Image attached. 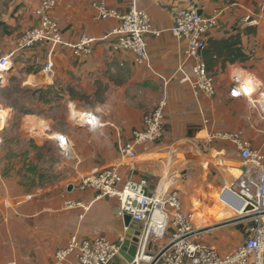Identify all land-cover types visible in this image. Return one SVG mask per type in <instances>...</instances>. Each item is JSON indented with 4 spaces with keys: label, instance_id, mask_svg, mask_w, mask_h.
Instances as JSON below:
<instances>
[{
    "label": "crops",
    "instance_id": "obj_1",
    "mask_svg": "<svg viewBox=\"0 0 264 264\" xmlns=\"http://www.w3.org/2000/svg\"><path fill=\"white\" fill-rule=\"evenodd\" d=\"M39 1L0 0V58L14 50L23 31L37 25ZM101 1L119 14L128 7V0H57L51 11L64 43L77 42L83 33L97 39L88 55L75 56L65 44H37L12 57L0 81V109L7 111L0 144V203L17 206L9 226L0 229V264H51L54 252L72 234L110 241L124 236L117 199L96 198L94 190L78 187L82 175L117 163L122 177L143 178L149 191L177 190L195 227L204 229L200 239L219 253L233 250L255 222L231 220L232 212L218 200L221 187L243 167L233 144L216 135L243 131L252 146L264 142V117L245 99L229 97L230 78L238 71L264 91V0H139L160 30L159 35L145 36L151 69L136 63L130 51L112 48L107 35L119 21L99 18L92 3ZM189 6L205 16L219 12L203 51L215 80L211 97L174 76L183 43L169 28L176 10ZM49 56L51 76L41 69ZM185 69L190 72V64ZM163 96L161 140L137 145L133 159L122 157L119 144L131 142L143 115ZM82 111L94 112L99 125L82 124L77 118ZM29 128L39 134V141L23 134ZM53 133L67 136L69 156L59 151ZM12 148L19 154L15 159L10 157ZM68 202L72 207L65 206ZM137 227L142 229V224ZM168 241H150L147 249L155 253ZM108 264L128 263L118 253Z\"/></svg>",
    "mask_w": 264,
    "mask_h": 264
},
{
    "label": "built area",
    "instance_id": "obj_2",
    "mask_svg": "<svg viewBox=\"0 0 264 264\" xmlns=\"http://www.w3.org/2000/svg\"><path fill=\"white\" fill-rule=\"evenodd\" d=\"M138 2L128 0L127 9L121 14L104 1L94 2L92 6L99 18H115L119 21L107 35L113 39L112 48L130 51L136 63L151 69L145 36L159 35L160 30L153 26L150 16L139 7ZM56 3L57 0L39 1L34 10L38 18L37 25L23 31L16 40L14 50L0 58V81L8 70H2L1 63L8 59L11 65L12 57L37 44H65L75 56L91 52V45L97 39L85 33L75 43H64L59 24L51 16ZM198 11L195 6H189L177 9L174 14L169 31L183 43V58L174 76L180 84H187L192 90L211 97L216 92L215 80L203 60V50L206 33L217 26L219 12L205 16ZM186 64H190V72L185 69ZM41 69L45 74L52 75L53 61L50 56ZM229 97L245 99L264 117V91L250 75L238 71L231 76ZM165 106L166 97L163 96L153 110L143 115L141 127L132 131L131 142L119 144L118 151L122 157L133 159L137 145L161 140L165 127ZM77 118L90 128L99 125L92 111H82ZM4 122L5 116L0 115V130ZM114 129L119 133V128ZM51 136L56 140L59 151L69 156L71 144L67 136L63 133H53ZM216 136L233 144L243 167L237 177L221 187L218 200L232 212L231 220L251 219L255 222L252 232L244 241L226 253H219L200 239L204 229L195 227L191 215L183 208L177 190L149 191L143 178L122 177L119 171L121 163L81 176L80 189L94 190L96 198H116L120 214H128L131 220L142 224L136 254L128 264H264V142L259 148L252 146L243 131L222 132ZM73 204L68 202L65 206L70 208ZM75 204L85 208L79 202ZM167 237L168 243L158 251L147 252L150 238L161 240ZM123 239L124 236H121L117 241H110L104 236L80 238L72 234L66 244L54 252L51 264H71L72 260L77 264H108L118 254Z\"/></svg>",
    "mask_w": 264,
    "mask_h": 264
},
{
    "label": "water",
    "instance_id": "obj_3",
    "mask_svg": "<svg viewBox=\"0 0 264 264\" xmlns=\"http://www.w3.org/2000/svg\"><path fill=\"white\" fill-rule=\"evenodd\" d=\"M198 12L200 13V11ZM150 189L153 190V186H151ZM122 219L125 232L124 239L120 244L118 253L126 260L127 263H130L137 251V244L141 236V228L137 227L139 223L131 220V216L128 214L122 215Z\"/></svg>",
    "mask_w": 264,
    "mask_h": 264
},
{
    "label": "rangeland",
    "instance_id": "obj_4",
    "mask_svg": "<svg viewBox=\"0 0 264 264\" xmlns=\"http://www.w3.org/2000/svg\"><path fill=\"white\" fill-rule=\"evenodd\" d=\"M6 113H7V111H1V109H0V114L4 117L5 115H6ZM15 120H16V117H15ZM17 121V120H16ZM5 122H4V124H3V126H2V128H1V130H0V135H1V133H2V131H3V129L5 128ZM14 125H18L17 124V122H15V124ZM23 134L25 135H33L34 137H35V139L36 140H38L39 141V137H38V133H36V131L35 130H33V129H27V131L26 132H24L23 131ZM29 143V142H28ZM19 144H23V143H19ZM25 145H27L28 147H30V144H25ZM9 147H11V146H9ZM44 147V149H46L47 151H48V147L47 146H43ZM13 150H12V152L10 153V157L11 158H14L15 159V157H17V156H19V154H17V153H15V151H14V148H12ZM59 153H57V152H55V155H53L54 156V159L56 160V161H58L59 159H60V156L58 155ZM33 158H34V156H33ZM36 158V157H35ZM39 159H41V158H39ZM13 215H17V206L15 205V203H0V229L2 228V227H7V226H9V217L10 216H13ZM3 229V228H2ZM150 241H155V239H153V238H150L149 240H148V242H147V248H148V243L150 242ZM147 252L148 253H150V251H148V249H147Z\"/></svg>",
    "mask_w": 264,
    "mask_h": 264
},
{
    "label": "bare ground",
    "instance_id": "obj_5",
    "mask_svg": "<svg viewBox=\"0 0 264 264\" xmlns=\"http://www.w3.org/2000/svg\"><path fill=\"white\" fill-rule=\"evenodd\" d=\"M9 65H10V63L8 62V59H6L5 61H3L2 63H1V69L2 70H5V69H7L8 67H9ZM1 79V78H0ZM1 115V114H0ZM189 213V212H188ZM189 214H191V213H189ZM192 215V214H191ZM192 220H193V217H192Z\"/></svg>",
    "mask_w": 264,
    "mask_h": 264
},
{
    "label": "trees",
    "instance_id": "obj_6",
    "mask_svg": "<svg viewBox=\"0 0 264 264\" xmlns=\"http://www.w3.org/2000/svg\"><path fill=\"white\" fill-rule=\"evenodd\" d=\"M205 49V48H204ZM204 51V50H203Z\"/></svg>",
    "mask_w": 264,
    "mask_h": 264
}]
</instances>
